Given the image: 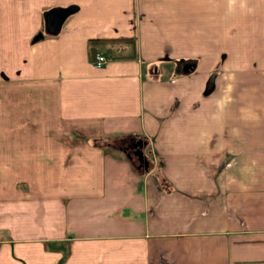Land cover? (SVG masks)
<instances>
[{
    "label": "crops",
    "instance_id": "0c3cea01",
    "mask_svg": "<svg viewBox=\"0 0 264 264\" xmlns=\"http://www.w3.org/2000/svg\"><path fill=\"white\" fill-rule=\"evenodd\" d=\"M260 20L264 0H0V264H264ZM95 35L135 40L97 67ZM180 57L161 105L151 67Z\"/></svg>",
    "mask_w": 264,
    "mask_h": 264
},
{
    "label": "rangeland",
    "instance_id": "374dc122",
    "mask_svg": "<svg viewBox=\"0 0 264 264\" xmlns=\"http://www.w3.org/2000/svg\"><path fill=\"white\" fill-rule=\"evenodd\" d=\"M260 21L261 22H260L259 25L261 27V25L263 24L264 21L263 20H260ZM228 22H229L228 23V27L233 26L234 22H232V21H228ZM228 40H231V37L228 38ZM175 63L176 64L173 67H170L169 63H162V64L161 63L160 64L157 63L158 65L154 69H152V67H151V70H150L151 77H154V78L159 79V80L162 81V83H160V87L156 91V95H157V100L156 101H158L161 105L162 104L166 105V103L169 104V102H168L169 100L168 99H169L170 90H172L171 89L172 87L176 86L175 83H171L170 80H168L169 77H171L172 74L175 75L176 73L177 74H180V73L189 74V73H191L194 70L193 69L194 68L193 67L194 66L193 65V63H194L193 60L189 61L187 59H184V58L180 57L179 59L175 60ZM189 65H193V66L189 67ZM219 72H222V74L227 75L225 73V69L224 68H221L219 70H218V68L215 69V70H212L211 75L212 76H217ZM260 77H262V74H261ZM210 86L212 87L211 91H214L215 93H217V91H219V89H220V87L215 86V85H214V87H216V89H213L214 88L213 84H212L211 81H209V82L206 83V87H205V88H207L206 91L209 90L208 88H211ZM223 86H226L228 88H233L234 84H232L231 86L228 85V84H224ZM259 93H264V85L263 84L259 85ZM156 101L155 102H151V103H153L152 105L149 104L151 110H152V108H154L156 106ZM248 101H250V100H248ZM259 102L260 103H258V108L254 107V105L252 106L250 104V102H249L246 106L244 104V107L242 109H244V110L253 109V111H256V109H258V111L264 112V100H263V98L260 99ZM131 158H132L134 166L136 165L140 172L145 171V168L143 166L139 167L137 165L138 164V160L136 159L135 156H132Z\"/></svg>",
    "mask_w": 264,
    "mask_h": 264
},
{
    "label": "trees",
    "instance_id": "16d2710c",
    "mask_svg": "<svg viewBox=\"0 0 264 264\" xmlns=\"http://www.w3.org/2000/svg\"><path fill=\"white\" fill-rule=\"evenodd\" d=\"M134 37L132 35L127 36H89L87 39L88 50H90L91 55L95 54L94 51L99 49L103 50L105 53L109 52L112 56L123 55L122 50L127 47V44H134ZM211 79H208V82Z\"/></svg>",
    "mask_w": 264,
    "mask_h": 264
},
{
    "label": "water",
    "instance_id": "95a60500",
    "mask_svg": "<svg viewBox=\"0 0 264 264\" xmlns=\"http://www.w3.org/2000/svg\"><path fill=\"white\" fill-rule=\"evenodd\" d=\"M66 8H61V10L59 11H54L51 12L49 14L48 17V24L47 27L48 29H58L60 27V24L62 23V20L64 19L65 15H66ZM193 65H189V67H192ZM146 143L145 139H142L140 137H134L132 145H134V149L132 151L128 152V156H130V158L132 156H134L133 154L138 155L137 159H138V166H143L144 168H147L149 165V160L147 158V156L144 154L143 152V146Z\"/></svg>",
    "mask_w": 264,
    "mask_h": 264
},
{
    "label": "built area",
    "instance_id": "2783aa9c",
    "mask_svg": "<svg viewBox=\"0 0 264 264\" xmlns=\"http://www.w3.org/2000/svg\"><path fill=\"white\" fill-rule=\"evenodd\" d=\"M94 53L95 54H93L92 56V64L97 67H101L107 59L106 53L103 50L101 51L99 49L95 50Z\"/></svg>",
    "mask_w": 264,
    "mask_h": 264
},
{
    "label": "flooded vegetation",
    "instance_id": "af4514ba",
    "mask_svg": "<svg viewBox=\"0 0 264 264\" xmlns=\"http://www.w3.org/2000/svg\"><path fill=\"white\" fill-rule=\"evenodd\" d=\"M133 139H134V138H132V139L130 140V142H129V143H130V144L128 145V147L130 148L129 151H132V150L135 148L134 145H132ZM133 155H134V156L136 157V159H137V156H138V155H136V154H133ZM137 160H138V159H137Z\"/></svg>",
    "mask_w": 264,
    "mask_h": 264
}]
</instances>
